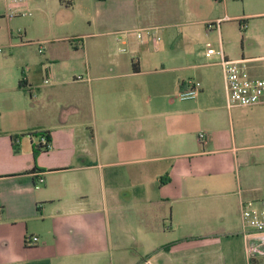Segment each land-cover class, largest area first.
<instances>
[{
	"label": "crops",
	"instance_id": "0c3cea01",
	"mask_svg": "<svg viewBox=\"0 0 264 264\" xmlns=\"http://www.w3.org/2000/svg\"><path fill=\"white\" fill-rule=\"evenodd\" d=\"M2 1L33 18L19 42L0 18L4 47L24 49L0 56V264H264L240 233V201L264 194V105L227 106L215 53L264 56V11L245 24L228 0ZM190 80L199 93L178 98ZM41 131L51 146L34 155Z\"/></svg>",
	"mask_w": 264,
	"mask_h": 264
},
{
	"label": "built area",
	"instance_id": "2783aa9c",
	"mask_svg": "<svg viewBox=\"0 0 264 264\" xmlns=\"http://www.w3.org/2000/svg\"><path fill=\"white\" fill-rule=\"evenodd\" d=\"M149 33V29H137V35ZM73 39H76L75 37ZM39 45L38 52H42V43ZM215 53L219 56V64L222 68L224 86L226 91V104L228 107L235 106H252L264 105V56L257 58H229L225 55L221 48ZM260 61L259 69L255 68L251 63ZM51 71L47 70L43 82L51 81ZM201 83L199 81L190 80L185 89L180 90L177 94L180 99H188L195 97L200 90ZM205 137L204 132L198 133V140L201 142ZM38 144L42 149L50 148V139L41 131L36 134ZM43 178L39 175L34 184L35 187L40 186ZM258 205L255 206L248 201H240V219H241V235L243 238L244 254L248 262H251L256 256H264V194L257 200ZM32 242L38 241V236L32 235L26 238Z\"/></svg>",
	"mask_w": 264,
	"mask_h": 264
},
{
	"label": "rangeland",
	"instance_id": "374dc122",
	"mask_svg": "<svg viewBox=\"0 0 264 264\" xmlns=\"http://www.w3.org/2000/svg\"><path fill=\"white\" fill-rule=\"evenodd\" d=\"M15 2H18V0H13ZM12 1V2H13ZM23 7H18L15 5H10L8 2L7 4L1 0L0 1V18H4V21L7 22L6 19H8V16H11V20L9 22V25H7V29H9L12 33V41H22L24 39L23 30L24 26L28 24L32 18H33V12L28 11L26 9H22ZM264 11V5L262 2H257L256 0H228V13L229 15H235L237 17L242 18L243 22L245 24L248 23V15L252 12H261ZM31 12V13H30ZM21 13H26L22 15ZM225 14V12H224ZM6 27V26H5ZM33 27V26H32ZM251 27L254 30L259 29L263 35V41H264V17L262 18H255L251 20ZM18 30H21L20 34L18 33ZM34 31V28H29V32L32 33ZM2 36H0L1 38ZM0 47H2V50L0 51V56H3L4 53H8V51H15L16 57H23L24 49L22 48H15L11 49L9 47H4L3 43L0 40ZM264 49V45L262 46ZM38 46L32 45L29 46L26 49L27 56L31 55L32 57L39 55L38 54ZM45 49V46L43 45V50ZM259 54L264 55V52H260ZM35 136L36 135H32Z\"/></svg>",
	"mask_w": 264,
	"mask_h": 264
},
{
	"label": "trees",
	"instance_id": "16d2710c",
	"mask_svg": "<svg viewBox=\"0 0 264 264\" xmlns=\"http://www.w3.org/2000/svg\"><path fill=\"white\" fill-rule=\"evenodd\" d=\"M133 68L136 70L135 64H133ZM23 76L24 75L22 73V77H21V79L18 82V86L24 88L26 86V84H25V80H24ZM43 133L49 139L48 133L47 132H43ZM32 135H35V134L32 133ZM17 138H18V135H13L12 136V139H13V149H14L15 152H17L19 150V146H18V143H17ZM42 147L43 146L41 144H38L37 147H36V149L33 150V154L36 155L37 152L42 149Z\"/></svg>",
	"mask_w": 264,
	"mask_h": 264
}]
</instances>
